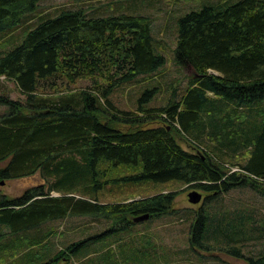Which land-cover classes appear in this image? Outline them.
I'll return each mask as SVG.
<instances>
[{
  "label": "trees",
  "instance_id": "16d2710c",
  "mask_svg": "<svg viewBox=\"0 0 264 264\" xmlns=\"http://www.w3.org/2000/svg\"><path fill=\"white\" fill-rule=\"evenodd\" d=\"M126 1L41 13L0 48V76L24 94L12 98L0 82V179L43 178L19 194L0 192V264H166L134 244L132 226L174 212L175 190L111 201L100 193L172 181L205 192L189 221L191 250L264 264V210L223 201L235 188L264 194V0H187L197 5L177 17L174 59L192 72L155 105L164 88L150 77L134 108L111 92L149 77L166 57L150 16ZM38 2L0 0V30L23 25ZM82 78L85 86H71ZM74 215L109 223L78 237L67 228L56 241L61 231L50 222Z\"/></svg>",
  "mask_w": 264,
  "mask_h": 264
},
{
  "label": "rangeland",
  "instance_id": "374dc122",
  "mask_svg": "<svg viewBox=\"0 0 264 264\" xmlns=\"http://www.w3.org/2000/svg\"><path fill=\"white\" fill-rule=\"evenodd\" d=\"M106 1L108 0H39L34 10L27 15L26 22H24L23 25H19L7 33L0 30V48L4 47L6 44V48L9 47V44L5 40H8L12 34L17 36L26 25L31 24L41 13L53 12L60 7H72L77 4L94 8L96 5L103 4ZM129 1L132 2L133 0L126 1V4L130 3ZM135 1L138 3L136 10L150 16L153 34L156 37L158 47L162 49L161 52L166 57V61L161 68L156 70L153 74H149V77H147L148 75L138 76L140 77L139 80L135 79V81L129 82L111 92L110 97L117 105L124 108H134L144 89L151 88L155 84L154 80H151L150 83H146L150 81V77L153 76L151 79H156L159 85L164 88V90L159 91L148 103L155 105L164 102L167 95L166 88L170 83H176L179 91L182 89V86H184L187 75L192 72V67L189 64L178 65L174 59V46L177 17L183 10L188 9L191 5H197V3L193 1L187 2V0ZM101 9L104 8H100L99 10ZM0 82L6 87L12 98L23 100L24 94L18 90L12 80L0 76ZM88 82L87 78H82L72 83L71 86L78 88L85 86ZM3 110L4 106L0 105V112ZM156 123L158 122L149 121L145 123V125H155ZM176 138L185 149L196 150L195 146L186 141L183 136L176 134ZM42 181L43 178L38 171L22 177L0 179V192L7 195L19 194L26 187ZM169 189H174L176 192L172 201V205L176 210L172 213H164L158 217L147 218L141 220V222L135 223L132 226L135 245L145 244V246L153 250L154 253L157 252L160 256L164 255L167 257L170 264H178L180 262H194L198 264H247L243 257L234 256L233 254L217 248L205 250L197 247L196 250H191L189 247V221L193 215L192 212L198 209L203 203L205 192L201 189L176 181L157 184L148 183L144 185L137 183L119 186L118 189L116 187L110 190L106 189L100 193V198L107 201L124 200L127 198L130 199L133 197L151 195ZM193 189L200 191L202 194V198L196 203L190 202L187 196L188 191ZM223 201L231 208H237L244 204L245 206L252 205L258 207L260 210H264V194H260L249 187L235 188L228 191L224 194ZM187 208L189 211H187ZM50 223L61 231L57 234V238L55 239L56 241H60L62 239L60 237L63 234L62 231H65L67 228L69 229V237H78L87 231L105 227L109 222L104 218L93 217L91 215H74L57 219ZM67 236L68 234L66 233V237ZM63 237L65 238L64 235ZM124 238L125 240L131 239L130 234L124 233ZM145 238L149 239L150 244H147ZM114 246L117 247L116 250L119 247L115 244ZM142 247L144 246H141V248ZM161 260H163L162 257ZM168 262L166 264H168ZM73 264H78V262L75 261Z\"/></svg>",
  "mask_w": 264,
  "mask_h": 264
},
{
  "label": "water",
  "instance_id": "95a60500",
  "mask_svg": "<svg viewBox=\"0 0 264 264\" xmlns=\"http://www.w3.org/2000/svg\"><path fill=\"white\" fill-rule=\"evenodd\" d=\"M187 196H188V200L192 203H196L202 198L201 192L196 189L188 191ZM147 216H148V212H143V213L134 215L133 219L140 220V219L146 218Z\"/></svg>",
  "mask_w": 264,
  "mask_h": 264
}]
</instances>
